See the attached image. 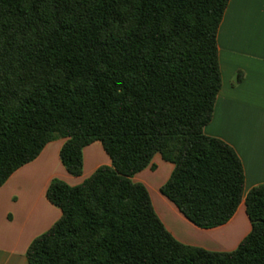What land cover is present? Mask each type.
<instances>
[{"label":"trees","instance_id":"obj_1","mask_svg":"<svg viewBox=\"0 0 264 264\" xmlns=\"http://www.w3.org/2000/svg\"><path fill=\"white\" fill-rule=\"evenodd\" d=\"M229 0H0V187L45 145L72 176L99 141L111 160L77 185L51 179L61 216L27 264H264V184L244 196L236 151L204 133L221 88L217 33ZM160 154V193L200 228L244 200L232 251L178 241L133 176Z\"/></svg>","mask_w":264,"mask_h":264},{"label":"crops","instance_id":"obj_2","mask_svg":"<svg viewBox=\"0 0 264 264\" xmlns=\"http://www.w3.org/2000/svg\"><path fill=\"white\" fill-rule=\"evenodd\" d=\"M221 88L211 121L204 133L228 143L239 156L244 170V196L264 184V0H229L217 33ZM65 139L45 145L33 161L18 168L0 187V264H27L30 242L49 229L61 216L46 198L53 178L77 185L111 160L101 143L83 149V171L70 175L59 158ZM132 180L144 184L154 210L178 241L211 251H232L250 232L244 200L228 222L200 228L190 222L164 197L160 186L173 164L160 154Z\"/></svg>","mask_w":264,"mask_h":264}]
</instances>
